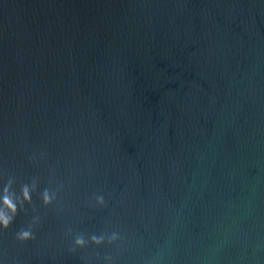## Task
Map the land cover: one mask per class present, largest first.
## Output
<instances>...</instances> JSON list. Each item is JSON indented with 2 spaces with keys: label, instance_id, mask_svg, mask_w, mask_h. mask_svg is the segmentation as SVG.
<instances>
[{
  "label": "water",
  "instance_id": "water-1",
  "mask_svg": "<svg viewBox=\"0 0 264 264\" xmlns=\"http://www.w3.org/2000/svg\"><path fill=\"white\" fill-rule=\"evenodd\" d=\"M0 212V264H264V0H0Z\"/></svg>",
  "mask_w": 264,
  "mask_h": 264
},
{
  "label": "clouds",
  "instance_id": "clouds-1",
  "mask_svg": "<svg viewBox=\"0 0 264 264\" xmlns=\"http://www.w3.org/2000/svg\"><path fill=\"white\" fill-rule=\"evenodd\" d=\"M25 197L27 198V192H25ZM45 202H47V197H45ZM2 203L8 207V208H12L13 205L10 203L9 199L7 198V196H5L3 198ZM11 217L5 215L4 213L0 212V228H6L8 226V224L10 223ZM20 239L22 240H28L31 239V233L30 232H22L19 236ZM76 244L77 245H82L83 244V240L82 239H77L76 240Z\"/></svg>",
  "mask_w": 264,
  "mask_h": 264
}]
</instances>
